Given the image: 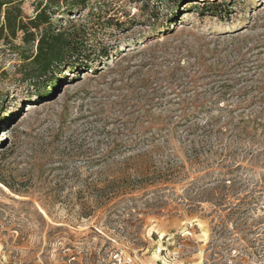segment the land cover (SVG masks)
<instances>
[{
	"label": "rangeland",
	"instance_id": "rangeland-1",
	"mask_svg": "<svg viewBox=\"0 0 264 264\" xmlns=\"http://www.w3.org/2000/svg\"><path fill=\"white\" fill-rule=\"evenodd\" d=\"M64 9L47 74L0 39V264H264V0Z\"/></svg>",
	"mask_w": 264,
	"mask_h": 264
},
{
	"label": "trees",
	"instance_id": "trees-1",
	"mask_svg": "<svg viewBox=\"0 0 264 264\" xmlns=\"http://www.w3.org/2000/svg\"><path fill=\"white\" fill-rule=\"evenodd\" d=\"M24 1L0 0V39L15 49L22 47L15 43L18 39L25 44L24 47L36 44L35 51H32L29 56H22L23 59L30 60L36 65V73L47 74L56 65L66 64L65 62H70L73 56L82 54L83 51L79 49L78 43L81 35L75 25L71 22V29L64 25H59L57 28L54 16L62 5L65 6V12L70 14L85 8L89 0H47V2L36 0L33 16H27L24 12L22 7ZM203 6L215 8L219 5L205 3ZM83 68L86 71L91 69L88 64Z\"/></svg>",
	"mask_w": 264,
	"mask_h": 264
},
{
	"label": "built area",
	"instance_id": "built-area-1",
	"mask_svg": "<svg viewBox=\"0 0 264 264\" xmlns=\"http://www.w3.org/2000/svg\"><path fill=\"white\" fill-rule=\"evenodd\" d=\"M182 246H183L182 243H178V245H177L178 248H181Z\"/></svg>",
	"mask_w": 264,
	"mask_h": 264
},
{
	"label": "bare ground",
	"instance_id": "bare-ground-1",
	"mask_svg": "<svg viewBox=\"0 0 264 264\" xmlns=\"http://www.w3.org/2000/svg\"><path fill=\"white\" fill-rule=\"evenodd\" d=\"M30 105V108H33L34 106H32L33 104H29Z\"/></svg>",
	"mask_w": 264,
	"mask_h": 264
}]
</instances>
